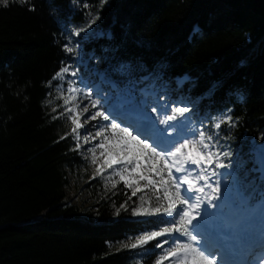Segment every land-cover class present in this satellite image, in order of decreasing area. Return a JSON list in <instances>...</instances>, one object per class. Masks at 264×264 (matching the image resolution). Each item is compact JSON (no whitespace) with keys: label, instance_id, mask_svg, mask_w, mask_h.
Instances as JSON below:
<instances>
[{"label":"trees","instance_id":"obj_1","mask_svg":"<svg viewBox=\"0 0 264 264\" xmlns=\"http://www.w3.org/2000/svg\"><path fill=\"white\" fill-rule=\"evenodd\" d=\"M83 3L95 13L99 0L0 5V264H147L156 258L158 241L147 251L111 245L163 226L157 218L111 214L105 201L95 213H82L65 191L67 169L80 157L72 135L61 139L70 130L53 119L45 100L58 83L53 76L71 61L63 45L84 23ZM100 17L98 27L112 39L79 41L94 59V80L102 75L101 92L114 94L129 81L155 84L172 101H198L190 113L197 128L203 121L211 131L230 110L237 124L222 125V145L248 151L253 141L264 143L258 139L264 134V0H108ZM121 63L131 64L130 74L115 71ZM127 195H113L115 204Z\"/></svg>","mask_w":264,"mask_h":264},{"label":"snow or ice","instance_id":"obj_2","mask_svg":"<svg viewBox=\"0 0 264 264\" xmlns=\"http://www.w3.org/2000/svg\"><path fill=\"white\" fill-rule=\"evenodd\" d=\"M72 3L76 5L79 0ZM107 3L108 0H99L95 13L88 3L80 5L87 9L84 23L73 28L71 35L79 37L85 33V41L111 40L110 32L93 28ZM8 4L9 0H0V5ZM198 32L194 28L193 35ZM79 49V42L70 46V37L69 43L63 45L68 54H78ZM131 70L128 63L115 69L121 75H128ZM69 71L70 66L62 67L52 79H62ZM140 82L129 81L114 102L104 96L101 103L100 98H92L90 91L84 92L90 104L83 107L76 95L81 89L72 87L70 82L66 91L71 95L65 96L64 90L58 88L57 98L62 99L58 107L64 110L53 117H65L72 125L70 133L61 139L72 135L85 144L98 140L88 149L96 174L103 177L106 170H111L105 178L118 176L131 190L117 215L120 209L128 210V200L137 197L131 215L146 220L157 218L163 225L127 237L120 242L121 248L147 251L151 242L158 241L153 245L158 250L153 264H264V143L253 141L248 151L241 146L233 149L222 145V125L232 128L237 124L230 110L213 123L211 131L204 128L203 121L197 128L190 113L198 101L190 97L163 100L155 84L137 91L136 84ZM183 82L177 83L182 86ZM48 83L51 85V81ZM88 124L93 131L81 133ZM258 139L264 141V134ZM80 148L77 143L74 150ZM100 158L102 164H98ZM116 186L113 182L112 187Z\"/></svg>","mask_w":264,"mask_h":264},{"label":"rangeland","instance_id":"obj_3","mask_svg":"<svg viewBox=\"0 0 264 264\" xmlns=\"http://www.w3.org/2000/svg\"><path fill=\"white\" fill-rule=\"evenodd\" d=\"M94 29H97L98 31H101L97 24L93 25ZM89 31H92V29H89ZM86 35L85 33H81L79 37L77 36H71L70 37V46H75L77 42L80 43L79 39L84 37ZM69 43V40H68ZM71 61L66 65L70 66L69 73L63 74V78H58V83L54 88H52L45 101L51 100V104L45 103L48 110L53 112V108H56V111L53 112L55 116H57L60 112H62L64 109L63 107H58V105H62V99H58L57 97L60 96L59 89L64 90V95L69 96L71 95L66 90L70 86V82L72 87H76L81 89L80 93H77V101L81 102V107L85 104H90V101L88 99L84 98L83 93L84 92H91L92 98H100L101 103H103L102 97L104 96H110L112 100L110 102L115 101V97L124 89H120L117 93H104L100 92V97H97V87L100 88L98 80L101 81L102 75L97 74V79L94 80L93 74L95 73L94 66V59L87 57L85 53L82 51V46L80 44L79 53H73L70 54ZM65 67V66H64ZM75 71L76 75H71V72ZM179 81L181 78H177ZM149 86H140L136 87L137 91L142 88H147ZM113 88V87H112ZM165 96V95H164ZM162 97V96H161ZM163 100H169L168 97H162ZM71 106V105H69ZM92 111H95V109H92ZM63 125L67 127L69 130H71L72 125L67 122L65 117L60 118ZM95 123V122H92ZM81 133L85 131H93L92 125L88 124L85 125L84 129L80 130ZM75 145L79 143L81 145V148L77 152V155L80 157V162L73 167V169H67V179L68 183L65 187V191L67 193V197L69 199V202L71 204L76 205V207L79 209L82 213H95L96 210L99 208V203L101 201H105V203L108 205V210L111 214L117 213V209L120 207L122 203H124L128 196L131 195V190L126 189L123 185V182L119 181V177H113L112 179H106L105 177L108 176V173L111 172V170H106L103 174V177L101 175L96 174L95 172V166L91 164L90 156L91 153L88 152V149L93 147L96 143H98V140L92 141L91 144H85L83 140L77 141L74 139ZM76 148V147H75ZM102 158L98 159V164H102ZM118 167V166H117ZM127 175V174H125ZM95 176V179L92 177ZM116 182L117 186L116 188L112 187V183ZM143 183V182H142ZM207 191V189H206ZM118 193H127V197L123 199V202L120 204H115L117 201V197L113 196ZM151 195L152 193L149 192ZM139 195V194H138ZM137 197H132L131 200H128L127 203V212H130V209L134 206L133 201H136ZM152 203H155L153 200ZM120 211H126L124 209H120ZM164 239V238H160ZM121 246L120 242L111 245V247H117ZM155 258L151 261H149L147 264H153ZM164 264H168L167 261L164 262Z\"/></svg>","mask_w":264,"mask_h":264}]
</instances>
